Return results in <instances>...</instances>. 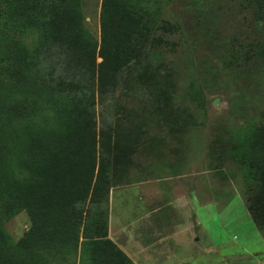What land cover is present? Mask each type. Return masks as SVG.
<instances>
[{
  "label": "rangeland",
  "instance_id": "1",
  "mask_svg": "<svg viewBox=\"0 0 264 264\" xmlns=\"http://www.w3.org/2000/svg\"><path fill=\"white\" fill-rule=\"evenodd\" d=\"M260 1L139 0L137 8L146 12L143 20L163 41L157 49L162 53L159 61L163 79L144 68L148 76L141 73L136 82L142 84L148 77V82L161 85L153 116L143 110L126 114L128 108H139L138 102L144 101L139 96L133 97L135 101L129 94L118 92L104 107L96 101V90L83 95L82 103H89V96L95 103L96 122H117L115 128L120 135L127 130L133 132L130 165L121 166L107 194L105 224L106 239L132 264H151L150 258L141 253L159 243L146 240L143 222L129 227L132 220L128 213L114 218L120 203L128 207V199L121 193H128L132 187L149 191L158 186L162 191L166 187L162 179L169 175L200 172L211 174L205 175L206 179L210 177L212 184L215 179L218 195H223L230 186L223 180L225 171L227 177L232 176L233 188L240 190L245 173L251 178V195L264 208V172L244 137L264 127V0ZM54 4L55 0H0V82L3 108L15 109L18 114L13 120L15 131L34 135L57 132L62 112L72 104L59 91L50 89L57 81ZM76 5L83 25L82 39L92 48L97 65L101 0H76ZM165 25L172 30H157ZM23 141L20 139L19 152L7 169L10 179L18 184L31 178L24 169L27 146ZM243 214L232 198L218 212L212 208L200 218L212 240H227L224 230L229 223L239 222ZM30 225L23 208L8 212L0 200L1 240L13 247ZM254 234L249 232L234 240H259ZM39 256L46 258L41 253ZM178 263L188 264L189 260L172 262ZM51 264L85 261L78 249L64 257L56 255Z\"/></svg>",
  "mask_w": 264,
  "mask_h": 264
},
{
  "label": "trees",
  "instance_id": "2",
  "mask_svg": "<svg viewBox=\"0 0 264 264\" xmlns=\"http://www.w3.org/2000/svg\"><path fill=\"white\" fill-rule=\"evenodd\" d=\"M138 2L101 0L100 62L95 65L93 50L82 39L76 0H55L52 23L57 81L50 89L72 103L62 112L57 132L34 135L15 131L13 120L18 114L15 109L3 108L0 82V200L8 212L23 208L31 223L13 247L1 240L0 233V264H51L56 255L64 257L78 249L85 264H132L106 239L105 224L107 194L121 166L130 165L133 132L127 130L120 135L115 128L117 122H96L93 99L89 96V103L82 100L84 93L93 90L97 103L104 107L118 92L129 94L135 101L133 97L139 96L144 100L138 102L139 108H128L126 114L143 110L153 116L161 85L148 82V77L142 84L136 82L141 73L148 76L144 68L163 79L159 61L162 53L157 50L163 41L143 20L146 12L137 8ZM169 27L157 30L166 33L172 30ZM244 137L264 172V127ZM20 139L27 146L24 169L31 178L18 184L10 179L7 169L19 152ZM231 153L233 159L232 145ZM241 176L244 200L264 236V208L248 189L251 178L245 173ZM262 184L264 187V175ZM39 253L46 256L45 260Z\"/></svg>",
  "mask_w": 264,
  "mask_h": 264
},
{
  "label": "crops",
  "instance_id": "3",
  "mask_svg": "<svg viewBox=\"0 0 264 264\" xmlns=\"http://www.w3.org/2000/svg\"><path fill=\"white\" fill-rule=\"evenodd\" d=\"M225 172L223 180L230 186H226L223 195H218L215 179L213 184L210 177L206 179L205 175L211 174L200 172L169 175L162 179L166 183V190L162 191L158 186L149 191L139 186L132 187L128 193H121L125 200L128 199V207L120 203L114 218L120 219L122 213H128L132 220L129 227H133V223L138 225L143 222L145 235L148 236L146 240H159L156 248L141 253L150 258L151 264H158V260L159 264H172L175 260L186 258L188 264H264V236L251 218L243 189H234L232 176L227 177ZM232 198H235L236 207H241L244 214L239 222L229 223L224 230L227 240H212L200 214L208 213L212 208L218 212ZM249 232L258 235L259 240H234ZM130 257L132 259L134 255ZM152 258L156 259L155 263Z\"/></svg>",
  "mask_w": 264,
  "mask_h": 264
}]
</instances>
